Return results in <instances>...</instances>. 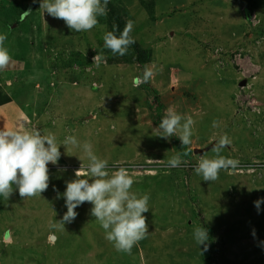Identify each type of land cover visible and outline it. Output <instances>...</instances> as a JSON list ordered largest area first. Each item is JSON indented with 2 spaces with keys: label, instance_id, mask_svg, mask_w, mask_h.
I'll list each match as a JSON object with an SVG mask.
<instances>
[{
  "label": "rangeland",
  "instance_id": "374dc122",
  "mask_svg": "<svg viewBox=\"0 0 264 264\" xmlns=\"http://www.w3.org/2000/svg\"><path fill=\"white\" fill-rule=\"evenodd\" d=\"M32 1L0 0V34L25 64L0 74V91L13 101V109L0 108V129L38 128L58 144L75 136L108 165L131 167V191L150 197L143 214L150 233L131 254L117 252L87 202L65 230L53 227L67 212L66 182L89 163L82 147L61 146L41 197L23 199L18 190L9 200L0 196V264H204L203 252L210 264H264V203L259 213L254 206L264 198V0H109L150 52L155 75L138 86L134 78L144 70L133 50L120 57L103 49L107 17L90 31L72 32ZM158 102L163 116L172 107L192 118L191 150L227 135L231 143L221 155L238 167L221 170L214 182L194 171L201 155L192 154L187 167L166 168L177 154L174 141L182 143L179 134L157 136L151 118L159 117ZM200 226L208 229L207 251L194 240Z\"/></svg>",
  "mask_w": 264,
  "mask_h": 264
},
{
  "label": "clouds",
  "instance_id": "9594fccd",
  "mask_svg": "<svg viewBox=\"0 0 264 264\" xmlns=\"http://www.w3.org/2000/svg\"><path fill=\"white\" fill-rule=\"evenodd\" d=\"M36 0H33L35 3ZM109 0H40V9L49 16L62 20L72 32L90 31L99 25L98 17H107ZM25 16L31 14V10L23 13ZM103 27V26H101ZM113 31L104 34L103 49L110 50L113 56L124 57L129 48L136 43L130 35L134 22H126L119 36L115 34L119 26L113 24ZM8 39L6 34H0V72L12 68L15 61L6 47ZM104 59V52H98L93 57V64ZM155 73L146 64L142 76L134 78L138 86L141 83H149ZM182 121H184L182 123ZM194 121L191 117H183L172 107L165 110V115L155 131L157 136L169 139L177 136L184 149L192 143V126ZM213 122V127H217ZM231 143L227 135L213 145L211 151L215 154L209 158L206 154L201 155L194 171L202 176L203 181L214 182L219 178L221 170H235L239 161L221 155L223 149ZM71 145L81 148L89 163L85 168L81 167L75 171L76 179L66 182V190L62 194L65 200L67 212L63 218L54 222L53 227L59 226L64 229L66 223L75 220L78 213L75 211L84 203H90L91 215L104 230L105 239L112 243L117 252L131 254L132 249L140 241L147 238V218L143 215L149 212V195L137 196L131 191L135 183L133 174L126 168L120 167L111 174L108 171L107 160L99 158L93 151L90 142L79 143L75 136H67L62 144H58L55 135L43 134L38 128L17 131L0 129V196L9 200L14 190H18L23 199L41 197V194L49 188L48 165H57L61 157L60 147ZM189 152L184 150L168 159L166 168H177L189 166L187 157ZM255 163L259 164V161ZM86 177H90L88 179ZM55 190V189H54ZM61 194L57 191V199ZM264 198L254 202L259 213L260 204ZM65 230V229H64ZM253 235L255 232L253 231ZM194 240L199 246L203 245V251L208 250V229L196 227L193 233ZM202 254V252H201Z\"/></svg>",
  "mask_w": 264,
  "mask_h": 264
},
{
  "label": "trees",
  "instance_id": "16d2710c",
  "mask_svg": "<svg viewBox=\"0 0 264 264\" xmlns=\"http://www.w3.org/2000/svg\"><path fill=\"white\" fill-rule=\"evenodd\" d=\"M38 2V0H37ZM36 2V3H37ZM38 4V3H37ZM31 5L35 8V3H33V1L31 2ZM39 7H40V3H39ZM120 9V8H119ZM113 3H111L109 1L108 4V15H107V20L109 22V27H110V31H113V24H116L119 26L118 30L115 32V34L117 36L120 35V33L123 31L124 27H125V20H124V15L121 13V10H119ZM34 10V9H33ZM24 13V12H23ZM22 13V15H24ZM247 17L249 18V15L247 14ZM130 49L133 50L134 52V61L139 65V68H141L142 70H144V66L146 64L149 63L150 61V52L147 50H143L141 49L138 44H134L130 47ZM143 74H141L140 76H142ZM76 82V81H75ZM77 83V82H76ZM145 86V88H147V85H143ZM11 102L10 97L7 94H4L0 91V106L7 104ZM157 114L159 115L158 118L152 117L151 118V122L153 125H155V127H158L161 119L163 117V107L160 104V102H158V106H157V110H156ZM162 113V114H161ZM174 150L176 152H182L184 150L189 152V155L187 157H184V159L189 160L192 157V150L189 148L184 149L182 147V145H180L177 140L174 141ZM202 261L204 264H210L209 263V259L207 257V255L205 254V252H203V258Z\"/></svg>",
  "mask_w": 264,
  "mask_h": 264
},
{
  "label": "crops",
  "instance_id": "0c3cea01",
  "mask_svg": "<svg viewBox=\"0 0 264 264\" xmlns=\"http://www.w3.org/2000/svg\"><path fill=\"white\" fill-rule=\"evenodd\" d=\"M4 1H6V2H10V1H12V0H4ZM23 68H25V64H23L22 63V61L21 60H19V61H17V63L12 67V68H10L9 70H7V71H5V72H0V74H2V73H11V72H13V71H15V72H17V71H22L23 70ZM36 87H38L39 88V85L37 84V86ZM11 99V98H10ZM12 100V99H11ZM12 105H13V101H11V102H9V103H7V104H4V105H2V106H0V108H6V109H13L12 108Z\"/></svg>",
  "mask_w": 264,
  "mask_h": 264
},
{
  "label": "water",
  "instance_id": "95a60500",
  "mask_svg": "<svg viewBox=\"0 0 264 264\" xmlns=\"http://www.w3.org/2000/svg\"><path fill=\"white\" fill-rule=\"evenodd\" d=\"M31 8V6L29 7V9ZM246 85V81H241L240 83H239V86L240 87H243V86H245ZM212 147H213V144L212 145H208V146H206L205 148H202V149H193L192 150V153L195 155V154H197V155H202V154H204L205 152H207L208 150H210V149H212ZM50 239L52 240V241H54L55 240V237L54 236H51L50 237Z\"/></svg>",
  "mask_w": 264,
  "mask_h": 264
},
{
  "label": "built area",
  "instance_id": "2783aa9c",
  "mask_svg": "<svg viewBox=\"0 0 264 264\" xmlns=\"http://www.w3.org/2000/svg\"><path fill=\"white\" fill-rule=\"evenodd\" d=\"M125 165H108V168H119V167H124ZM124 168H130L131 169V167H124Z\"/></svg>",
  "mask_w": 264,
  "mask_h": 264
}]
</instances>
